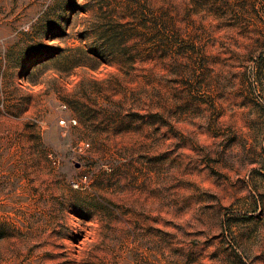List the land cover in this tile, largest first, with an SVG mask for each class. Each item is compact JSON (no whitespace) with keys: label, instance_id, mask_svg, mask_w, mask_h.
<instances>
[{"label":"rangeland","instance_id":"1","mask_svg":"<svg viewBox=\"0 0 264 264\" xmlns=\"http://www.w3.org/2000/svg\"><path fill=\"white\" fill-rule=\"evenodd\" d=\"M0 264H264V0H0Z\"/></svg>","mask_w":264,"mask_h":264}]
</instances>
